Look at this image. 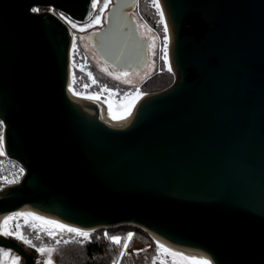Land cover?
Returning a JSON list of instances; mask_svg holds the SVG:
<instances>
[{"label": "water", "instance_id": "1", "mask_svg": "<svg viewBox=\"0 0 264 264\" xmlns=\"http://www.w3.org/2000/svg\"><path fill=\"white\" fill-rule=\"evenodd\" d=\"M161 2L175 81L114 120L76 105L103 110L107 98L67 90L69 25L31 11L85 21L90 0H0V118L27 169L0 191V215L29 205L93 232L137 227L212 264H264V0ZM136 6L116 0L90 37L112 65L142 43ZM0 245L35 264L17 242Z\"/></svg>", "mask_w": 264, "mask_h": 264}, {"label": "rangeland", "instance_id": "2", "mask_svg": "<svg viewBox=\"0 0 264 264\" xmlns=\"http://www.w3.org/2000/svg\"><path fill=\"white\" fill-rule=\"evenodd\" d=\"M159 4H160V9L163 11L160 0H159ZM134 18H135V22L137 23V29L144 38V40H141L143 44L140 43L139 45H135L133 49V50L139 49L137 51L138 53H136L137 54L136 59H138L137 63L139 65L138 66L139 68L137 70H139V72L131 80H125V81H130V83H128L129 88H125L122 90V88L119 87H111L108 83L100 80L98 77L99 75L97 76L95 70L99 72L101 70L99 69V66L96 65V63L93 62L92 58L90 57V55L93 54V56L94 55L96 56V54L92 51L90 52L91 54H89L88 52L82 50L81 47H79L77 43L78 41L76 40L75 36H73L74 41L72 48L73 49L72 58L70 63V72L73 80H74L73 74H75L74 89L76 92L87 93L89 95L99 92L100 95L102 94L106 98H110L111 102L115 105V108L117 110H122L127 108L129 105H131L133 101L137 100L138 94L142 93V95H144L150 93H157L167 89L174 83L175 81L174 71L169 72L168 71L169 62H165V60L161 58L163 55L162 46H163L165 33L163 31V27H164L163 23H160L161 18L158 14L157 8L153 4V0H137V6L134 10ZM164 21L166 22L165 15H164ZM94 25H96V23L91 24V26ZM149 29H151V31H149ZM167 36H168V32H167ZM168 43H169V39H168ZM81 65L84 66V71H81L80 68ZM88 72H91L92 77L98 82L96 83L97 85L95 89L93 87L92 88L88 87L87 89H85L84 87L85 84L89 85L90 83H92L90 81L89 76L87 75ZM165 72L172 73L173 75L172 82L166 88L154 89L150 91L145 90V87L150 88L151 86H154L157 83V78L162 77V75H164ZM152 77H154V79H151ZM115 83L117 85H120V82L119 80L117 81V79ZM103 86H107V88L111 89V91H107V90L101 91V87ZM142 95H139V97ZM20 213H33L36 216L41 217L40 215L28 209H23ZM5 219H3V221H0V229L13 228L14 225L18 222L21 225V231L23 232V234L29 237L30 239H32L33 243L37 244L38 246H43L46 244L48 246H54L58 251V247L64 244L63 243L64 240H69V242L74 240L84 241L83 237H79L73 233H69L67 230L65 235L57 234L56 232L57 230L55 229L57 227L55 225L45 224L42 221L33 219L32 217L20 216L16 220L9 221L11 223H8L7 225L4 224ZM26 220L27 223L25 222ZM44 220L47 219L44 218ZM47 227L50 229L49 232L53 234L55 239L48 236L47 235L48 232L47 233L43 232L46 231ZM125 231L126 230H122V231L120 230V231H115L113 233L124 234ZM36 235H39L41 239L40 240L35 239ZM0 236L2 237V235ZM7 238H10L11 240L17 242L21 246H24L26 251L34 257L35 264H45L48 255L47 253L41 255L34 248L26 245L22 240L16 239L15 237L12 236H7ZM56 239H59L61 241L59 245L55 244ZM85 241H89V240H85ZM159 243L166 245L168 248L181 253L178 249L162 241H159ZM144 249L153 252L154 254L153 258L157 257L158 255L157 243L154 241H153V245L142 241L137 242L134 248L131 249L129 252L140 253V251ZM57 251L52 254L53 264H57L55 259L57 255ZM160 254H162L163 257L166 256L163 254L162 249L160 250ZM166 257L168 258V261L165 264H173L174 261L175 264H189L187 261L183 260L180 257H172L170 255H167ZM19 264H24V261L21 260ZM152 264H154L153 259H152ZM155 264H159V263L155 260Z\"/></svg>", "mask_w": 264, "mask_h": 264}, {"label": "snow or ice", "instance_id": "3", "mask_svg": "<svg viewBox=\"0 0 264 264\" xmlns=\"http://www.w3.org/2000/svg\"><path fill=\"white\" fill-rule=\"evenodd\" d=\"M100 2V0H92V9L95 10L97 8V4ZM108 3H109V0H103V7L106 8L108 6ZM153 4L155 5V7L157 8V11H158V14L160 16V23H163V31L165 33V36H164V41H163V46H162V52H163V55H162V59L165 60V62H168V36H167V32H168V25L167 23L164 21V13L163 11L160 9V4H159V0H153ZM103 9H101L102 11ZM31 11L33 13H39L41 10L40 8L38 7H33L31 9ZM51 11H53V13H55V10L52 9ZM60 18L61 19H64L67 23H69L71 25V27L73 29H76L79 27L78 23L73 21L70 17H66L63 13H60ZM99 16H95V21L98 22L99 21ZM91 26V22H89L88 24H85L83 27H80V30L83 31L86 27H89ZM149 31H151V29H149ZM75 47V45H74ZM81 68V71H84V66L81 65L80 66ZM106 70V69H105ZM168 71L169 72H172L173 69H172V66L171 64L169 63L168 65ZM110 76L113 75V73L109 72L108 73ZM87 75L89 76V78L92 80V83H98L93 77H92V73L91 72H88ZM74 76V82H75V74H73ZM114 79H117V80H120L121 77L120 76H114ZM125 83H130V81H124ZM85 89H87L89 87L88 84H85L84 85ZM69 88L70 90L73 91V93L75 95H81L83 96L84 98L86 99H99V92L97 93H94V94H87V93H78L75 91V89L73 88V86L70 84L69 85ZM111 91V89H108L107 86H103L101 87V91ZM139 95H142L141 94H138V97L139 98ZM107 102V101H105ZM134 104H135V101H133V103L131 105L128 106L127 110L123 113V114H120V115H117L113 112V106L111 103L108 104V107H109V115L112 119L114 120H119V119H124L126 118L127 115H130L131 114V108L134 107ZM3 126V121L0 120V127ZM0 155H4V151H3V135L0 134ZM20 173H23L24 172V169L23 168H20ZM5 180L7 178H4ZM9 183H13L15 182V180L13 181H8ZM20 216H23V217H32L33 219L35 220H38V221H42L43 223L45 224H51V225H55L57 228L59 229H64V230H67L69 233H73L75 234L76 236H79V237H83L84 240H89L91 238V233L90 232H87V231H82L78 228H73V227H69L67 225H64V224H58L57 222L55 221H47V220H44L43 217H39V216H36L35 214L33 213H14L12 216H9V217H6L5 221H4V224L7 225L9 223V221H12L15 217H20ZM27 223V220L25 221ZM35 227V226H33ZM0 235H3L5 237L7 236H12V237H15L16 239H19V240H22L26 245L34 248L38 253H40L41 255H44L45 253H47V260L45 261V264H53V259H52V254L54 252L57 251V249L54 247V246H48V245H43V246H38L37 244L33 243V240L30 239L29 237H27L26 235L23 234V232L21 231V225L17 222L13 228H4V229H0ZM48 236L52 237L53 239H55V237L53 236V234L51 232H48L47 233ZM105 237L108 238L113 244H116V245H120L121 246V251L119 253V256L120 257H123L125 255V251L127 250V248L129 247V244H128V241H131L132 238H133V233H128L127 234V237L125 238V242L122 244L121 241H122V238L120 236H109L107 232L104 233ZM35 239L37 240H40L41 237L39 235H36ZM76 243H82L83 241L81 240H77L75 241ZM61 243V241L59 239H56L55 240V244L59 245ZM63 243L67 244L69 243V240H64ZM163 250V254L164 255H170L172 257H180L182 258L183 260L185 261H191L193 262V264H212V261L208 260V259H204V258H199V257H190V256H187L183 253H179L173 249H170L168 248L166 245H163L159 242H157V252H158V255L160 254V250ZM4 257H9V264H19L20 260H21V257L19 255H16V256H12L11 254V251L10 250H6L5 248L3 247H0V264H3V258ZM158 257H154L153 258V261H154V264H155V260L157 259ZM161 264H165L164 261H161ZM173 264H175V261L173 262Z\"/></svg>", "mask_w": 264, "mask_h": 264}, {"label": "trees", "instance_id": "4", "mask_svg": "<svg viewBox=\"0 0 264 264\" xmlns=\"http://www.w3.org/2000/svg\"><path fill=\"white\" fill-rule=\"evenodd\" d=\"M95 70V69H94ZM100 80L108 83L111 87H119L125 89L129 88V85L120 84L117 85L112 79L106 77L104 74L96 71ZM100 73V74H99ZM151 79H154L152 77ZM173 79L172 73L165 72L162 77L157 78V83L150 88L145 87L146 91L154 89L166 88ZM156 82V81H155ZM126 230L121 234H115V231ZM107 232L109 236H120L122 238L121 243L125 242V238L128 233H133V238L128 241L129 247L125 251L123 257L119 256L121 249L120 245L113 244L104 233ZM89 241H83L82 243H76L70 241L67 244H62L58 247L57 255L55 257L57 264H152L153 252L149 250H142L140 253L129 252L134 248L137 242H145L153 245L155 238L147 233L145 230L133 227V226H119L108 229H100L91 233Z\"/></svg>", "mask_w": 264, "mask_h": 264}, {"label": "flooded vegetation", "instance_id": "5", "mask_svg": "<svg viewBox=\"0 0 264 264\" xmlns=\"http://www.w3.org/2000/svg\"><path fill=\"white\" fill-rule=\"evenodd\" d=\"M115 3H116V0H109L108 6L106 8H104L103 7V0H100V2L97 4V8L95 10H93L92 9V0H90V6L92 9V12H91V15L89 16V18L85 21H77V20L73 19L68 13L61 11L59 9L53 8V7H46V8L38 7V8H40V10H41L40 12L51 11L52 9H54L55 14H57L58 16H60L59 15L60 13H63L66 17H70L73 21L77 22L79 27L76 29H73L71 27V25L63 19L69 25V27L72 31V35L75 36L76 40L78 41L77 43H78L79 47H81L82 50L88 52L89 54H91L90 53L91 51L96 54V56L95 55L93 56V54H92V55H90V57L92 58L93 62H95L96 65L99 66V69L101 70L100 72L104 73V75L106 77H109L115 81H116V79H114V76L118 75L121 77V79L119 80L120 84L128 85V83H124V81L125 80H131L139 72V70H137L139 68L138 67L139 65L137 63L138 59H136V55H137L136 53H138L137 51L139 49L132 50V48L130 47L129 53L126 55V57L129 58V60L126 62H122V63L118 62L115 65H112L110 62H108L104 59L103 55L99 51L98 46L93 44L91 39H90V37L92 35L101 33V31L106 29L107 24H108V15H109L110 9L115 5ZM126 7H127V5H126ZM101 9H103V10L101 11ZM51 12H53V11H51ZM97 15L100 17L98 22H96L94 19L95 16H97ZM129 15H131L132 19L135 21L134 10L129 12ZM89 22H91V24L96 23V25L86 27L83 31H81L80 27H83L86 23H89ZM136 25H137V23H136ZM128 31H129L128 27H122L121 28V33H123V34H125ZM137 34H138L140 40H144V38L142 37V35L138 31V29H137ZM119 40H120V38H119ZM73 41H74V39H73ZM125 42L133 43V40H131L130 38H126ZM118 45L121 46L120 43ZM115 52H117V49H115ZM109 72L113 73V75L110 76L108 74ZM2 237L5 239L11 240L10 238H7L3 235H2ZM0 247H3V246L0 245ZM3 248H5L6 250H10L12 256L19 255L21 257V260L24 261V264H26L25 259L20 254H18L15 250L10 249V248H6V247H3ZM3 264H9V257L3 258Z\"/></svg>", "mask_w": 264, "mask_h": 264}, {"label": "bare ground", "instance_id": "6", "mask_svg": "<svg viewBox=\"0 0 264 264\" xmlns=\"http://www.w3.org/2000/svg\"><path fill=\"white\" fill-rule=\"evenodd\" d=\"M160 3H161V7H162V9H163V11H164V8H163V5H162V2H161V0H160ZM164 15H165V12H164ZM165 20H166V17H165ZM166 23H167V25H168V36H169V43H168V62L171 64V66H172V33H171V27H170V25H169V23L167 22V20H166ZM71 58H72V50H71V52H70V60H71ZM72 85V80H71V77L69 78V81H68V86H67V90H68V92L70 93V95L71 96H81V95H75L74 93H73V91L72 90H70V88H69V85ZM73 86V85H72ZM74 88V87H73ZM100 96H102V95H100ZM138 96V95H137ZM81 97H83V96H81ZM103 97H105V96H103ZM149 97V95H147V94H144V95H142V96H140L139 98H137V100H135V102H137V103H142L144 100H146L147 98ZM106 98V97H105ZM108 100H110V98H107ZM72 100V99H71ZM74 103H75V100H72ZM111 101V100H110ZM76 104V103H75ZM79 108H81L83 111H84V113H86L87 115H94V114H99V115H106V114H109V107H107V108H105V109H103V110H98V109H95V108H91V107H88V106H81V105H78V104H76ZM113 106V112L115 113V112H118V111H121V110H117L116 108H115V105L113 104L112 105ZM123 110V109H122ZM23 209H28V210H31V211H33L34 213H36V214H38V215H40L41 217H43V218H45V219H47V220H49V221H55V222H57L58 224H64V225H67V226H69V227H73V228H78V229H80V230H82V231H87V232H90V233H92L93 231H91V230H86V229H82V228H79L78 226H74V225H71V224H69V223H67V222H65L64 220H62V219H60L59 217H57V216H54V215H51V214H48V213H46V212H43V211H40V210H38V209H35V208H33V207H31V206H29V205H26V206H24V207H22L21 209H19V210H17V211H14V212H11V213H7V214H1L0 215V221H3V219H5L6 217H9V216H12L14 213H17V212H21ZM17 218H19V217H15L13 220H16ZM9 223H11V222H9ZM57 231V234H65L66 233V230H64V229H59V228H55ZM150 235H152L154 238H155V242L157 243V242H159V241H162V242H164V243H166V244H168V245H170V246H172V247H174V248H176V249H178L181 253H183V254H185V255H187V256H190V257H199L198 256V254L196 253V251L194 250V248H187V247H183V246H180V245H178V244H174V243H172V242H170V241H168V240H166V239H164V238H162V237H160V236H158V235H156V234H154V233H149ZM199 258H201V257H199ZM189 264H193V262H191V261H187Z\"/></svg>", "mask_w": 264, "mask_h": 264}, {"label": "built area", "instance_id": "7", "mask_svg": "<svg viewBox=\"0 0 264 264\" xmlns=\"http://www.w3.org/2000/svg\"><path fill=\"white\" fill-rule=\"evenodd\" d=\"M72 48H73V44L71 46V50H73ZM70 63H71V60H70ZM69 76L71 77L72 85L74 87L75 83H74V80L72 78L71 72H70ZM90 81L92 82L91 79H90ZM89 85H90L89 88L93 87L95 89L97 84L96 83L95 84L90 83ZM102 96H104V95H102ZM0 120L3 121V126L0 127V134L3 135V151H4V155H0V191H1L7 187L21 184L23 179L25 178V176L27 174V169L21 161H19L18 159H15V158L11 157L10 155H8L7 150H6V138H5V131H6L7 125L2 118H0ZM20 168L24 169L23 173H20V171H19ZM4 178H7V179L5 180ZM13 180H15V182H13V183L8 182V181H13ZM49 231H50V229L47 227L46 231H43V232L47 233ZM60 235H63V234H60ZM157 257L158 258L156 259V261L159 264H161V261H164L165 263L168 261V258L166 256L163 257L162 254L157 255Z\"/></svg>", "mask_w": 264, "mask_h": 264}]
</instances>
